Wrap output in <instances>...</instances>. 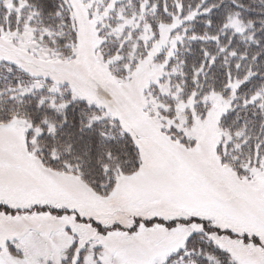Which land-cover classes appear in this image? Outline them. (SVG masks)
I'll return each mask as SVG.
<instances>
[{
  "label": "snow or ice",
  "instance_id": "obj_1",
  "mask_svg": "<svg viewBox=\"0 0 264 264\" xmlns=\"http://www.w3.org/2000/svg\"><path fill=\"white\" fill-rule=\"evenodd\" d=\"M11 154L42 264H264V0H0Z\"/></svg>",
  "mask_w": 264,
  "mask_h": 264
},
{
  "label": "rangeland",
  "instance_id": "obj_2",
  "mask_svg": "<svg viewBox=\"0 0 264 264\" xmlns=\"http://www.w3.org/2000/svg\"><path fill=\"white\" fill-rule=\"evenodd\" d=\"M36 191L35 180L20 170L15 155L11 154L3 179L0 180V199L19 206L25 204ZM157 203L162 206V212L166 211V201ZM86 207L88 211H102V218L108 223L116 220L121 224L131 223V213L138 210L128 202H118L104 209H98L95 202H88ZM50 251L43 230L27 213L0 215V264H20L23 261L27 264H42L43 257L49 255ZM108 251L114 258L122 259L136 255L138 248L122 237H114ZM244 251L247 254V250Z\"/></svg>",
  "mask_w": 264,
  "mask_h": 264
},
{
  "label": "trees",
  "instance_id": "obj_3",
  "mask_svg": "<svg viewBox=\"0 0 264 264\" xmlns=\"http://www.w3.org/2000/svg\"><path fill=\"white\" fill-rule=\"evenodd\" d=\"M55 0H49V3H54ZM125 3H127V0H125Z\"/></svg>",
  "mask_w": 264,
  "mask_h": 264
}]
</instances>
